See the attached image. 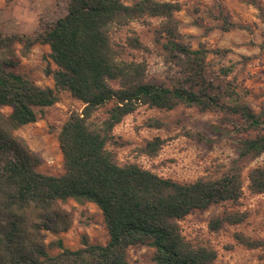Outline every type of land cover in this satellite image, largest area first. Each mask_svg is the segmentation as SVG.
Returning <instances> with one entry per match:
<instances>
[{
    "label": "trees",
    "instance_id": "16d2710c",
    "mask_svg": "<svg viewBox=\"0 0 264 264\" xmlns=\"http://www.w3.org/2000/svg\"><path fill=\"white\" fill-rule=\"evenodd\" d=\"M251 3L262 11L255 0ZM179 7L176 0H69L66 14L43 23L35 36L0 37V49L15 42L25 51L35 43L48 45L55 65L46 70L53 80L50 87L9 71L7 66L14 65L10 58L0 60V264H130L127 248L134 244L153 247L155 264H216L217 252L187 241L179 221L195 210L238 202L243 190L240 161L264 153V111L257 113L245 100L246 89L213 77L207 54L221 50L192 49L183 41L174 18ZM144 16L162 18L157 33L177 69L170 85L147 79L144 62L119 58L113 46L112 26ZM224 23L228 30L226 19ZM131 43L141 48L137 37ZM230 71L223 69V74ZM60 90L68 91L83 107L71 112L60 128L64 170L53 175L37 170L40 157L13 132L35 121L36 108L54 104ZM108 104L106 117L94 123L93 113ZM180 104L237 116L236 129L254 132L240 140L238 157L227 171L218 178L179 182L137 163L116 162L107 144L126 115L141 105L170 110ZM4 106L11 108L10 113H3ZM160 144L161 139L154 137L144 152L154 155ZM247 177L252 192L264 193V166L253 167ZM68 198L92 202L100 209L108 239L104 244L83 239L76 249L58 239L54 244L61 251L50 255L41 239L23 236L22 217L34 210L42 219L33 232L39 233L40 224L53 229L58 217L54 206ZM244 217L242 212H223L209 220L208 228L218 231ZM235 238L248 248L264 246V239L240 234Z\"/></svg>",
    "mask_w": 264,
    "mask_h": 264
},
{
    "label": "rangeland",
    "instance_id": "374dc122",
    "mask_svg": "<svg viewBox=\"0 0 264 264\" xmlns=\"http://www.w3.org/2000/svg\"><path fill=\"white\" fill-rule=\"evenodd\" d=\"M175 1V0H168ZM180 7L174 12L179 34L192 49L204 46L221 50L207 54L208 68L216 79L231 80L246 89L245 100L257 112L264 111V0H176ZM69 0H0V37L10 35L35 36L43 23H50L67 12ZM229 23V29L224 30ZM162 18L144 16L127 25L111 27L110 34L119 58L145 63L147 79L170 85L177 69L162 48L159 37ZM137 37L141 48H135L131 38ZM46 44L35 43L28 51L15 42L9 49H0V60L10 58L14 65L7 69L23 75L34 83L53 87L48 68H54ZM231 71L225 76L223 69ZM116 86L115 82H111ZM105 107L93 113L92 121L99 124L106 117ZM83 104L68 91L60 90L58 100L46 107L36 108L37 118L14 130L30 149L40 157L37 170L58 175L64 170L58 134L71 112L80 111ZM2 111L10 113L4 106ZM237 116L222 111H200L195 106L178 105L164 110L146 105L126 115L113 128L114 138L107 144L120 165L137 163L163 177L179 182L197 178H218L238 157L240 140L254 132L235 128ZM159 137L161 144L154 155L144 152L146 142ZM242 169V196L236 203L223 202L204 210H195L180 220L182 235L194 246H207L217 252L216 264H264V246L248 248L236 240V234L249 239H264V193H254L248 187V172L255 166H264V153L240 161ZM58 212L53 229L39 225L33 232L39 213L28 210L22 217L23 236L41 239L50 255L61 249L54 241L61 240L70 249L88 243L104 244L108 233L100 209L92 202H78L72 198L58 201ZM223 212L245 213L236 224H226L218 231L208 228L209 220ZM154 248L134 244L127 248L130 264H155Z\"/></svg>",
    "mask_w": 264,
    "mask_h": 264
}]
</instances>
